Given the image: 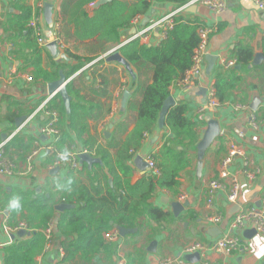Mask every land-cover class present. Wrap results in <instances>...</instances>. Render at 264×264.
Instances as JSON below:
<instances>
[{"label": "crops", "instance_id": "1", "mask_svg": "<svg viewBox=\"0 0 264 264\" xmlns=\"http://www.w3.org/2000/svg\"><path fill=\"white\" fill-rule=\"evenodd\" d=\"M41 1L44 4L53 5L52 25L45 21L44 9L39 21L43 30V38L47 44L58 41V56H53L46 45L39 44L35 29L31 26L39 14L40 0H0V144L5 143V156L16 166L15 175L0 174V264H5L6 248L17 242L31 241L35 233L42 234V230L47 227L43 226V214H34L36 211L31 207V202L38 201L43 196L47 199L52 197L51 205L54 214L50 221L55 222V245L51 251L45 253L46 239L42 234L44 247L35 256L34 264H58L60 248L63 247V244H67L69 239L65 241L59 231L58 222L61 213L56 210V207L67 204L68 196L73 193L72 189L65 193L64 185L73 180L78 188H89L95 181L89 176L95 169L99 170L97 165L104 166L102 159L95 155L97 148L101 146L107 149L110 156L113 159L116 158L117 150L109 148V144L113 142V139L119 144L125 143L134 128V125L131 124L126 132L117 133V126L126 120H131L133 115L129 110V104L135 97L137 89V71L131 64L130 68H126L117 62H107L105 56L136 39H140L141 44L159 46L163 39L158 31H153L145 36L146 41L142 37L139 38V35L153 23L179 9L173 3L151 0L152 5L149 12L144 16H136L129 28L121 30L119 43L104 44V46L102 45L104 51L99 50L97 53L95 49L100 47L98 37L87 41L74 42L70 40L68 44L63 40V31L65 30L73 36L76 27L74 24L65 25L64 23L63 25L62 20L69 21L70 17L61 15L62 5L67 2L73 6L78 0ZM100 1L90 3L86 7L88 13L92 14L99 7ZM122 1L131 5L136 0ZM222 1L227 6L222 14H215L203 5L191 7H195L194 13L188 11L182 14L188 19H199L205 27L212 30L207 56H215L217 61L210 75H207L208 62L206 61L204 72L195 87L186 90L182 85L175 83L171 87L170 93L171 97L176 100V105L185 103L189 106L187 118L197 123L199 143L208 128L207 118L209 117L219 124L224 135L212 142L205 152L201 159L203 161L201 174H198L197 169L200 161L198 151L190 150V163L180 174L178 188L174 191L160 189L155 193L152 203L169 214L165 221L162 223L150 222L149 226L142 229L140 233L129 230V233L126 236H120L116 243H109L113 249L112 253L97 255V261L92 257L89 261H85L77 256L67 264H159L165 258L180 259L176 264H182L183 261H190L189 258L188 261L186 260L183 253L189 244L215 242L220 236L227 234L230 231V223L240 207L262 209L261 202L264 201V10L260 9L252 0ZM17 7L32 9V18L27 25L29 29L33 30L30 38H28L27 32L22 36L19 32L13 31L12 23H9L13 16L22 13ZM32 39H36V47L31 43ZM240 47L251 48L254 55L253 60L257 54H261L263 56L261 63L253 66L252 60L249 67L236 65L233 69L234 74L240 76L242 80L231 90L229 99L220 104L217 109L202 113L201 109L204 104L203 97L200 95L201 90H207L208 87L215 84L221 72H232L225 69L224 63L237 61L236 52ZM36 49L41 51V55L36 53ZM68 51L80 57L81 61L83 58L92 56L90 51H94L95 56L99 57L90 64L94 65L100 61L97 69L103 78L99 76L98 79L93 80L90 70L85 71L86 66L82 67V62L75 59L73 55L70 56ZM102 60L104 62H101ZM76 68L79 69L74 71ZM41 71L57 77L50 81L46 75H41ZM62 74L71 81L83 74L86 77L84 80L97 89L100 88L104 79L107 81L104 90L106 96L102 97L101 102L109 110L108 114L100 121L87 120L88 135L93 140L92 150L94 152L83 147L84 145L73 133L67 110L66 115L55 110L60 118L58 124L60 136L57 141L40 134L41 128L48 124L45 106L49 107L48 104L57 97L49 94L48 86L59 80ZM25 77H31L32 81H27ZM127 92L129 97L125 100ZM60 99L63 102L61 97ZM255 100L260 102L257 111L252 109ZM238 106L249 108L245 111H237ZM252 113H255L258 122H260L258 128H254L251 124ZM21 118L26 120L17 126V121ZM65 134L69 135V138L63 141L62 138ZM168 135L169 131L166 128L158 127L153 134L141 141V147L138 150L131 152L134 157L124 167L125 170L131 172V184L134 185L143 177L149 176L147 168L139 166L138 159L157 155ZM232 141L245 148L262 173L255 182H250L244 176L241 164L237 162L233 167L234 175L240 184L237 205L228 203L229 190H227L219 192L213 206L209 207L204 186L209 181L218 179V166L227 155L228 144ZM37 142L41 145L40 148L37 147ZM51 146H54L62 154H70L74 150L78 152L87 150L93 157L101 160V164L90 167L80 163V169L73 172L70 169L69 160H66L61 166L55 168L53 163L57 157L55 152L49 150ZM34 149H38L39 153L34 159L30 172L27 170V157ZM101 175L109 179L110 184L113 183V177L105 167L101 171ZM101 184L105 188L104 180H101ZM181 197H185V201L182 202ZM176 202L189 203V207H186L179 216L174 215L171 206ZM238 206L239 209H237ZM217 214L223 215V222L219 225L209 224L207 218ZM5 223L9 227L25 223L28 229L27 232L25 231V235L20 237L19 232L6 233ZM212 228L218 229L214 236L210 234ZM74 239L75 237H72L71 241ZM244 239L249 246L246 253H233L230 256H225L210 251L200 261L188 262V264H264V236L256 234L251 238L244 236ZM153 243L156 246L151 251L150 247ZM108 257L111 258V261L108 260Z\"/></svg>", "mask_w": 264, "mask_h": 264}, {"label": "trees", "instance_id": "2", "mask_svg": "<svg viewBox=\"0 0 264 264\" xmlns=\"http://www.w3.org/2000/svg\"><path fill=\"white\" fill-rule=\"evenodd\" d=\"M20 1V0H16ZM97 0H78L73 6L65 2L61 8L63 17H70L69 21L62 20L64 25L74 24L76 31L73 36L63 31V40L68 44L70 40L87 41L98 37L99 49L95 52L104 51V44H117L121 41L120 32L131 26L136 16H144L151 9V0H136L131 5L122 0H114L99 6L92 14L88 13L86 7ZM157 2H169L181 8L192 0H155ZM18 8V7H17ZM21 14L13 16L9 22L12 23L13 31L23 36L28 33L32 35L31 29L27 27L32 18V9L19 7ZM205 25L199 19H188L179 15L174 20V26L168 31L157 47L141 44L136 39L117 52L131 64L137 71L138 83L135 97L129 104L131 120H126L117 126V133H124L130 125H134L132 132L128 135L125 143L119 144L113 139L109 148L116 149V158H112L107 149L99 146L95 155L100 157L104 166L93 171L89 177L93 181L89 188H78L75 181L70 180L64 185L65 193L72 189L73 193L68 196V202L72 208L60 215L58 228L64 236L67 244H63L65 258L63 264L73 261L75 257L89 261L96 259L97 255L112 253L111 245L104 240V234L113 229L135 230L136 233L149 226L150 222L162 223L169 214L152 203L155 193L160 189L174 191L179 186V178L189 161V151L197 150L198 134L197 123L187 118L189 106L180 103L170 110L167 115L165 128L169 135L157 155H154L160 176H146L138 183L131 184V172L125 170V165L130 162L135 152L141 147V141L145 135L153 134L159 127L160 114L165 101L171 96V87L182 81L187 72L193 66L194 52L200 44L199 29ZM31 43L36 47V39ZM94 51L90 55L81 58L67 52L70 56L80 62L82 67L97 60ZM41 55V51L36 49ZM94 55V57H93ZM253 50L249 47H240L236 52L237 65L249 67L253 60ZM100 62V61H99ZM99 62L90 66L91 78H103L99 74L97 66ZM101 62H104L102 60ZM81 68V67H80ZM79 68H76V71ZM73 71V72H74ZM84 71V72H85ZM232 72H221L215 82L216 98L220 104L225 103L231 90L242 80ZM83 72V73H84ZM46 75L47 79L53 81L55 75L45 71L40 72ZM82 74L73 79L67 86L68 93L72 98L71 111L67 115L71 122L73 133L79 141L90 152H94L93 140L88 135V121H100L108 114V109L101 102L106 96L107 81H102L100 88L90 86ZM47 107L49 110H57L66 115V109L60 96L54 98ZM88 120V121H87ZM69 138L65 134L62 140ZM108 169L113 177V183L101 175L103 169ZM103 168V169H102ZM121 174V175H119ZM104 180V186L101 184ZM52 197L47 199L43 196L38 201L31 202V207L36 211L34 214H43V226L53 218L54 209L51 205ZM75 237L71 241V238ZM42 234L35 233L33 239L27 242H17L5 249V264H34V258L44 247ZM111 258L108 257V260ZM111 261V260H110Z\"/></svg>", "mask_w": 264, "mask_h": 264}, {"label": "built area", "instance_id": "3", "mask_svg": "<svg viewBox=\"0 0 264 264\" xmlns=\"http://www.w3.org/2000/svg\"><path fill=\"white\" fill-rule=\"evenodd\" d=\"M260 9L264 10V0H252ZM196 5H203L209 11L215 14H222L227 6L222 0H192L189 4L179 8L175 12L167 15L165 18L153 23L147 29H145L140 35L139 38L142 37L144 41H146V37L153 31H158L162 37V39L166 38L167 33L174 26V20L177 16L188 12L189 9ZM44 3L40 0L39 3V14L36 17L35 21L31 23V26L34 27L36 36L38 37V42L41 45H48L47 42L43 38V30L40 27V18L43 14ZM212 30L208 27H202L199 29V37L200 44L194 52L193 56V66L191 70H189L182 81L177 82L179 85H182L184 89L190 90L195 87L197 81L202 76L208 55V47L210 42V35ZM58 44V41H55ZM118 49H115L109 52L105 58H109L111 55L118 53ZM225 69L232 70L237 65L236 61L225 62ZM93 64H89L85 67V70L88 69ZM27 81H32L31 77H25ZM220 106L219 101L216 98V89L215 84L207 88L206 95V103L201 109V112H206L208 110H215ZM249 107L247 106H238L236 108L237 111H245ZM45 114L48 117V124L41 128L40 134L44 137L51 138L54 141H57L60 136V130L58 128L59 124V115L57 112L53 110H48L45 106ZM251 124L254 128H258L257 117L255 113L251 115ZM264 122V120H263ZM224 135L223 131L220 132V136ZM219 136V137H220ZM148 135H145L147 138ZM5 143L0 144V174L6 176H13L16 173L15 164L9 160L5 156L4 150ZM40 144L37 142V147L40 148ZM49 150L56 153V159L53 163L55 168L62 165V163L66 160L70 162V169L73 172L78 171L80 169V154H90L87 150H83L78 152L74 150L70 154H62L59 152L54 146L49 147ZM39 150L34 149L27 157L28 171L31 172L33 168V162L36 156L38 155ZM143 162L147 166V171L149 175L152 176H160L161 172L157 168L156 161L153 156H148L143 159ZM239 162L241 164L242 172L244 176L250 182H255L258 177L261 175L262 170L257 168L255 165L254 159L246 152L245 148L239 145L236 142H229L228 144V153L223 158L218 166V179H214L205 184V194L207 199V205L212 207L217 195L219 192L227 191V201L230 205H237L240 193V184L237 181L233 167ZM181 201H185V197H181ZM262 209L256 207H250L248 209H244L240 207L238 213L234 216L232 222L230 223V231L227 234H223L220 236L215 242L203 243V242H194L189 244L184 249V255L188 261L189 257L199 255L200 260L206 256V253L210 251H214L217 254L230 256L233 253H246L249 250V246L244 239V233L249 230H255L257 234L264 236V201L261 202ZM223 215H211L207 218V221L211 225H219L223 222ZM4 226V230L6 233L20 232L22 230L27 232V225L25 223H20L16 227H9L7 223ZM54 229L55 222L50 221L47 227L42 230V234L46 239V247L44 252H49L55 245L54 238ZM121 236L120 229H113L104 234L105 241L108 243H116ZM65 258V250L64 248H60V257L58 264H63L62 261ZM180 259L173 258H165L159 264H176ZM190 262V261H188ZM188 262H182V264H188Z\"/></svg>", "mask_w": 264, "mask_h": 264}, {"label": "water", "instance_id": "4", "mask_svg": "<svg viewBox=\"0 0 264 264\" xmlns=\"http://www.w3.org/2000/svg\"><path fill=\"white\" fill-rule=\"evenodd\" d=\"M112 0H101L98 4V6L107 4L108 2H110ZM189 12L194 13L195 12V7L191 8L189 10ZM44 18L45 21L49 24L52 25L53 23V5L49 4V3H45L44 4ZM124 46V45H123ZM123 46H120L119 48H117L118 50L120 48H122ZM47 49L49 50V52L53 55V56H58V45L56 42H51L50 44L47 45ZM263 59V56L261 54H257L253 60V66H257L261 63V60ZM217 61V58L215 56H207V62H208V68H207V75H210L211 72L214 69L215 63ZM107 62H117L120 63L121 65L125 66L126 68H130V64L119 54V53H115L113 55H111L109 58H107ZM238 69H240V67H238ZM71 82V80H67L65 75H61L60 79L52 82L49 84L48 89H49V94L52 95L53 97L55 96H60L65 104L67 113L69 114L71 111V101L72 98L70 97L68 90H67V86L68 84ZM203 97V104L206 103V95H207V90L206 89H202L201 90V94ZM129 97V93L127 92L125 94V100H127V98ZM177 102L173 97H169L162 108L161 114H160V119H159V127L161 129L165 128V122H166V118L167 115L169 114L170 110L173 109L176 106ZM260 102L259 100H255L252 106V109L254 111H257L258 106H259ZM25 118H21L17 121V126L20 125V123L22 121H25ZM207 122H208V128L205 130L204 132V137L202 139V141L198 144L197 146V151H198V157L200 158V161L198 163V174H201L202 168H203V161L201 160L205 154V152L207 151V149L211 146L212 142H214L219 136H220V127L219 124L216 121L211 120V118H207ZM44 138V137H43ZM79 160L81 164H87L88 166H92L95 164H101V160H99L98 158L93 157L91 154H80L79 155ZM138 164L139 166H142L143 168H147L146 164L143 162L142 158L138 159ZM172 209L174 212L175 216H179L181 212L184 211V209L186 207H189V203L186 202L184 204L181 203H173L172 205ZM72 208V206L67 205V204H62L56 207V210L59 211L60 213H63L67 210H70ZM237 209H239V206L237 207ZM218 229L217 228H212L210 230V234L212 236H214L217 233ZM121 232V236H126L127 233H129V230L127 229H120ZM25 231L22 230L18 233V235L20 237H23L25 235ZM256 231L255 230H249L246 231L244 233V236L247 238H251L252 236L256 235ZM13 239L15 238L14 236L12 237ZM156 244L153 243L150 247V250L153 251L155 249ZM190 262H198L200 261V256L199 255H195L192 257H189Z\"/></svg>", "mask_w": 264, "mask_h": 264}, {"label": "rangeland", "instance_id": "5", "mask_svg": "<svg viewBox=\"0 0 264 264\" xmlns=\"http://www.w3.org/2000/svg\"><path fill=\"white\" fill-rule=\"evenodd\" d=\"M45 247H46V244H45ZM44 250H45V248H44ZM96 260V259H95ZM97 261V260H96Z\"/></svg>", "mask_w": 264, "mask_h": 264}]
</instances>
